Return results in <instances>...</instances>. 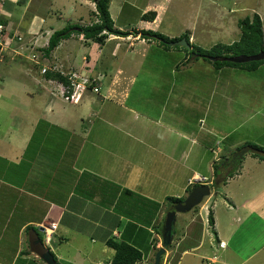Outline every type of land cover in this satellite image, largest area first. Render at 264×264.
Here are the masks:
<instances>
[{
	"label": "crops",
	"instance_id": "crops-1",
	"mask_svg": "<svg viewBox=\"0 0 264 264\" xmlns=\"http://www.w3.org/2000/svg\"><path fill=\"white\" fill-rule=\"evenodd\" d=\"M41 1H43V7L46 10L43 13H31L30 9L35 6L39 7ZM67 1H70L71 5L67 4L66 7L71 8L73 13L76 11L75 14L77 13V5L83 2L87 5L94 3L93 0H77L76 3V0H0V20H5V25L8 29H12L13 34L20 33L19 36L23 37L22 33L25 32L26 36L29 37L27 43L34 44L36 49L40 47L37 51H41L42 48L45 49L49 45V40L54 32L70 25L69 22L65 23L66 20L63 21L64 18L61 15L62 12H60L61 8H59L66 4ZM144 1L145 4H141L143 7L141 5L138 6L137 2H130L129 0H122V2L112 1L110 4L111 16L113 18L114 16L123 18L121 24L118 21H114L115 27L124 32H133L140 29L147 30V28L152 26H158L157 28L161 30L167 14L172 9L171 0ZM127 4L131 6V9L137 10V12L134 14L124 9ZM96 10L95 14H97ZM150 11L157 14L154 21L142 19V16ZM253 12L260 15L264 26V8L253 10ZM15 14L18 15L20 23L11 19ZM23 16L29 19L28 25L22 24V20L25 21ZM85 16L86 14L78 20L83 22ZM133 17H139V25L137 29L128 30L134 24L130 20ZM78 20H74V24L83 25ZM84 23L86 24V22ZM183 34L180 36L182 37ZM130 36L136 38V42L139 44L136 46L132 44L130 48L126 47L127 44H124V46L121 44H110V42L115 41V38H119L111 36V39L109 38L105 45L100 46L96 43L93 44L91 40H86L81 35L73 36L61 42L55 51L42 61L41 65H37L27 59L31 50H21L22 54H25L27 58L16 59L19 63L17 65L23 64L26 76L29 77L30 75L29 78L34 84L23 87L22 93L25 96L11 94V96L7 97L4 95L6 101H3V108L2 110L0 109V214L6 209L11 210L8 215L10 221L5 224V228L7 226L10 229L18 228L20 236L16 251L11 254H14V258L18 259L25 257L23 256L25 254L40 260V257L31 248V234L34 237L37 236L40 240L42 239L41 242H43V234L41 236L40 228L42 224L51 223L57 224V230L51 241L53 243L56 240L54 249L50 250L53 254L55 251H61L62 256L63 254L72 253L70 250H73L76 251V259H78L79 263L85 264V258L90 257L89 253L92 250L84 244L85 241L89 242L93 248L99 242L100 244H105V251L110 249L108 252L111 253V256H114L116 251L109 247L107 242L111 239L117 241L125 239L129 242L128 244L142 253V259L137 264H154L156 253L163 247V239L159 238L155 230L157 228L156 223L154 226L151 222L166 216L168 200L167 198H162L160 203L154 198L150 199V186L145 184V178L147 173L150 171L152 173V170L156 167L159 170H162V168L167 170V165H169V175H176L175 164L185 162L187 165L184 169L188 171L186 176L187 184L182 190L187 193L186 197L190 194L188 187L193 189L194 186L189 185V180L192 177H206L208 178L207 184L212 188V196L206 200V203H210L214 197L216 198L210 209V213L214 217L213 225L206 219V224H208V227H206V224H203L200 219L198 221L195 219L196 217H193L189 223H186L184 228H181L177 235L179 237L182 235L193 236L192 233L197 228V223L201 225L203 240H200V243L189 252L186 249L184 253H188L185 256L187 257L192 252H198L199 254L196 257L201 260V264H246L247 260L264 250V241L259 247L244 251V248L241 247V242L236 238H238L239 230L243 228H255L256 231L264 232V176L259 184H253L249 187V189L251 188L249 190L250 194H247L243 200L238 201L235 195L242 194V192H237L240 185L246 187L249 181L256 182L255 177L251 174L252 169H255L254 171L261 169L264 166V160L259 162L254 159L246 158L245 161L242 159L243 165L241 162V168H238V172L235 175L232 176V173L235 172L236 168L234 169L231 165H224L217 174L215 165L220 162L227 163L229 159H232L234 152L238 151L235 148L237 143L232 144L233 129L213 123L214 126L208 131L207 124L204 125L207 117L213 118L215 121L217 112L214 111L213 107H215L214 100L216 98L219 99L217 108H221L220 113L223 111L229 115L231 108L243 105L238 98H233L234 94L232 92L226 91L229 83L227 72L231 67L223 69L214 67L215 69L212 68L213 71L201 70L196 66L198 63L193 64L194 61H190L192 56L184 54L180 48L166 50L160 44H150L151 42L147 40L137 39L134 35ZM24 37L18 44L26 48V45L23 44ZM175 38H179V36ZM82 44H85V48L83 47L85 51L82 49ZM94 45H97L100 49L95 48L96 50L90 53ZM136 48L138 53L142 55L143 60L141 62L128 61L126 64H122V61L126 59L125 57H129ZM152 48L164 49L172 57H177L170 64V71L172 75L175 74L176 77H181L178 83L172 81V84H169V80L166 81L168 90L162 100H158L159 95L156 92L165 87L164 85L153 82V85H149L150 91H148L147 86L136 87L135 84L138 80V75L145 72V67L154 66L156 68L158 66V61L151 64L146 57ZM105 51H107L106 54ZM83 53L88 56H84ZM115 58L121 60L117 65L112 64V60ZM8 59L13 61L9 57ZM102 59L103 61H101ZM22 60H28L29 62L25 63L28 65H25L23 63L25 61L22 62ZM129 64L133 66L130 72L127 70ZM55 65L61 67L62 71H60L63 73L76 72L85 79H96L100 88L99 93H94L91 89V92L83 94L78 104L73 106L69 104L68 106L67 102L51 93L52 85L50 83L52 82H49V80L56 79L54 80V83H56L57 78L49 79L46 74L41 73L43 68H53ZM8 66L13 67L12 62ZM113 66H115V71H113ZM222 70L224 71L221 78H216L213 73H216V71L221 72ZM225 71L227 86L222 83ZM50 72L53 73L52 71ZM188 72L193 73L194 76H205L206 74L204 73H209L210 77H214V80L209 86H206L205 93L195 87H191V90L190 84L192 80L188 77L190 76ZM184 74L187 76L185 81ZM103 75L105 78L103 77L104 81L101 82L99 77ZM158 76L153 77L154 81L159 78L161 80L164 79V77ZM149 77H152L150 70ZM21 78L24 79L23 77ZM232 81H239V79L236 78V80ZM104 83L105 87H103ZM237 83L244 85L240 81ZM177 89L179 90L178 93H176ZM182 91H185L186 95L191 94V96H188L187 99L183 98L185 94L182 97ZM137 98L142 99L144 105L130 107L131 99L136 100ZM1 102L2 97L0 96ZM135 104H138V102L135 101ZM17 105L19 109L27 107V109L34 108L36 112H40V116L37 117L34 125L45 127L42 130L46 132L43 134L42 143L31 156L30 162L34 167L35 164L43 162L45 159L48 160L45 156L50 151L49 148H51L48 142L55 137L56 139L61 138L60 132H53L50 126L54 125L56 128L63 126L65 128L62 131L65 138L64 142L62 143L59 140L62 145H65L62 147L61 152L58 151L59 161L55 162V171L51 173L39 171L40 176L33 171L32 175H27L25 178L22 177V161L24 156H30L28 149L34 135L29 132L28 137L23 138V135L20 134L21 132L18 131L21 128V126L18 127L19 119H15L12 114L13 109ZM182 108H185V111H192L191 119L188 117L190 114L185 117L181 112ZM261 109H263L262 114L264 115V107ZM249 112L253 114L255 108L250 109ZM231 115L233 116L234 114ZM219 118L220 114L217 117V123H219ZM255 118H257V115H252V121ZM199 122H201L200 127H198ZM199 131L202 134L201 138L196 137ZM205 132L211 134L212 137L204 136ZM242 145L243 147L258 146L255 141L253 143L245 141L240 146ZM51 150H53V147ZM122 154L129 160L128 163L132 162V164L129 167L119 169L117 167L118 157ZM215 156L218 158L215 159ZM165 162H168V164L165 165ZM191 162L195 164L199 162V164L192 165ZM200 162L209 164L210 178L202 175ZM160 163L162 164L160 165ZM8 164L14 165V170L8 169ZM180 167L182 168V166ZM65 173L69 176L72 174L75 178L79 176L80 179L75 187L70 188L71 184L66 181L65 177L67 176ZM162 177H166L164 171ZM32 178L34 182H38L42 187V192L38 193L35 188H28L23 183H20V180H31ZM234 180H237V184L233 192L229 189V186ZM142 185L146 186L143 187L141 192L139 186ZM218 187H223L225 192H219L217 190ZM78 189L79 191H77ZM55 192L57 193L56 197L54 196ZM131 192L134 194L132 202L121 205L119 201L127 193ZM172 197L179 198L178 195ZM219 197L221 198L218 200ZM19 203L22 206H18ZM36 203L41 206L40 210L42 211L40 214L31 215L29 211H37V206H32ZM138 203H141V205L138 206ZM151 203L158 207V211L156 217L148 223V226H145L142 225V220L145 221V219L144 213H141V207L142 205L151 207ZM221 204H224L230 210L234 209L237 213V220L234 218L236 217L235 215L232 221L238 227L231 235L229 233L222 234L218 229L220 218L218 217L217 209ZM162 205L164 208L158 216L159 206ZM18 207H24L23 209L21 208V211L26 209L25 215L20 210L17 212ZM151 213L154 215L153 212ZM210 213H207V217ZM135 215L140 216L141 220H138ZM15 218L16 223L13 225L12 222ZM140 227L147 232L145 243L150 244V246L141 247L136 245L140 243L136 242L142 239L141 235L138 234L141 232L139 230ZM208 228L212 229L214 235L208 234ZM213 243L217 245L214 246ZM4 246L3 256L7 257L9 248L7 245ZM43 246L46 247L45 242H43ZM172 252V249L171 252L166 250L167 255L161 259V264H170L174 260L175 252ZM54 256L59 262L58 259H61V256L55 254ZM67 258L70 259L71 257ZM182 258L181 256L176 264H182L184 261ZM111 263L112 261L109 264ZM0 264L9 263L0 259ZM10 264H14V262ZM98 264L105 263L100 261Z\"/></svg>",
	"mask_w": 264,
	"mask_h": 264
},
{
	"label": "rangeland",
	"instance_id": "rangeland-1",
	"mask_svg": "<svg viewBox=\"0 0 264 264\" xmlns=\"http://www.w3.org/2000/svg\"><path fill=\"white\" fill-rule=\"evenodd\" d=\"M93 1H94V3L90 4V5H87L85 2L77 5L76 6L77 7V13L76 14H75L76 11L73 13V10L71 8L66 7L67 4L71 5L70 4L71 2L67 1L66 4H63L61 7H59V8H61L60 9V12H62L61 15H63V18H64L63 21L66 20L65 23L69 22V24H74L75 23L74 20H78L80 17L82 18V16L86 14L85 20L83 22L81 20H78V21H80V24H83V26L91 25L94 21H96L95 10H96V5H97V3H96L97 0H93ZM112 1L122 2V0H111V2ZM129 1L130 2H137L138 6L141 4H143V5L145 4L144 0H129ZM76 2H77V0L75 1V3ZM143 5H141V7H143ZM130 7L131 6L129 4H127L124 9L129 10L130 12H133L135 14L137 12V10L131 9ZM171 8L172 9L167 14V16L165 18V22H164L161 30H159V28H157L158 26L157 27L152 26V27L147 28V31L152 30V31L159 32L161 34L164 33L165 35H168L167 37L169 39L175 38L177 36H179V38H180L181 37L180 35L184 33V34L189 36V38H190L189 40L192 43L191 44L192 48L199 47V48H202L205 50H210L214 46L219 45V44L231 45L234 42L238 41L241 37V29L239 27V22L241 20L245 19L247 16L253 17V15L255 14V12H253V10L264 8V0H171ZM30 10H31L30 11L31 13H43L46 9L43 7V1H41V5L39 7L35 6V7H32ZM93 12H94V14H93ZM17 16L18 15L15 14L12 16L11 19L15 22H19L20 19ZM23 17H24L25 21L22 20V24L28 25L29 19L26 18V16H23ZM113 19H115L114 20L115 22L118 21L119 24H121L123 22V18H119L117 16L116 17L114 16ZM70 20H72V21L70 22ZM130 20L134 24L130 28H128V30L134 29V28L137 29V27L139 25V17H133ZM84 22H86V24ZM0 24L5 25V20H0ZM263 28H264V26H263ZM9 30L11 31L12 29H9ZM22 34H23V37L25 36L24 37L25 39H23V44L26 45V48H24L23 45H19V49L24 51V49L31 50L33 48L35 50V52L42 53L41 51H37L40 47H38L36 49L34 47V44H28L27 43L29 40V37L26 36L27 34L25 32ZM16 35L19 36L20 33L19 34L17 33ZM170 36H171V38H170ZM109 38L111 39V37H109ZM192 38H193V40H191ZM78 39H80V38L78 37ZM137 39L141 40L140 37H137ZM114 40L115 41H112L114 43L110 42V44H117V45L121 44L122 46H124V44H127V46H126L127 48H130V46L132 44H135V46L137 44H139L138 42H136V38H132V36H130V35H128L125 39H124V37H119V38H115ZM7 41L10 43V40H7ZM91 42L93 44H95V42H93V41H91ZM12 44H14V45H11L10 50H12L13 52H16L17 51L16 49L18 46V41L13 42ZM150 44H161V43L159 41H152ZM84 45L85 44H82V49H83ZM121 45H119V46H121ZM80 46H81V44H80ZM4 48H5V46H4ZM95 48L100 49L97 47V45H94V48L92 50H90V53L94 52L96 50ZM10 50H9V52H10ZM83 50L85 51V49H83ZM181 50H183L184 54L192 56V59L190 61H192V62L194 61L193 64L198 63L196 66H198L199 69L213 71L212 68H214L215 66L212 63H210L209 61H206L204 59H200L199 61H197L196 56L193 55L192 51H189V49L187 50L185 48H181ZM9 52H7L8 55H9ZM17 52L19 54L22 53V51H20V52L17 51ZM106 52L107 51H105V54H106ZM18 53H13V56H15V57L20 56ZM87 54H89V52H87ZM83 55H84V53H83ZM84 56H88V55H84ZM146 57L148 58V61L151 64H152V62L158 61V63H157L158 66H156V68L154 66H152L150 68L145 67L144 68L145 72L143 74L140 73L138 75V80L135 83L136 87L137 86H140V87L143 86L144 87V85H145V86H147V90L150 91L149 85L150 86L153 85V82H157L161 85H164L165 87L161 88L159 90V92H156L159 95L158 100H162L164 97V94H166V92L168 90V88H166V81L169 80V84H172V81H174V83L175 82L178 83L181 80L180 76L176 77V75L175 74L172 75L171 71H170V64L177 57L176 58L172 57L164 49H156V48L150 49L149 54ZM125 58L126 59L122 61V64H126V62H128V61H134V62L139 61V62H141L143 60L142 55L140 53H138L137 48H136V50H134L129 55V57H125ZM23 61H25V62H23ZM101 61H103V59ZM120 61H121L120 59L117 60L115 58L114 60H112V64L117 65ZM11 62L13 64V67L8 66V64H11ZM22 62L25 64L29 61L28 60H22ZM17 64H19V63H18V61H16V59H15V61L14 60L9 61L8 58H5L0 62V77L2 78V85L0 86V96L2 97V102L0 103V109L1 110L3 108V106H2L3 101H6L4 98V95L7 97L11 96V94H15V95L20 94V95L25 96V94L22 93L23 87H25L27 85L34 84L31 80V78H29L30 75H29V77L26 76L27 74L25 73V68H24L23 64H21V65H17ZM25 65H28V64H25ZM260 67L261 68L260 69L258 68L259 69L258 71H249L247 69L231 67V69L227 72V75H228L227 77H229V79H228L229 80V83H228L229 87L227 86V79L225 76L226 71H225L224 76L222 77V81H223L222 83H224L228 87V90L226 87V91H228L229 93L232 92L234 94L233 98H238V100L240 102H242L243 105L239 104L240 106H236V107L231 108V113L229 115L223 111L220 113L221 108L220 109L217 108V103H219V99L216 98L214 100L215 107H213V109H215L214 111L217 112V115L215 117V121L213 118L207 117V119L204 123V125L207 124V127H208L207 130L208 131H210L212 129V127L214 126L213 123H216L220 126L224 125V126L228 127L229 129H233V132H232V134H233L232 135V142L233 143L232 144L237 143V147H239V148H243V145L242 146H240V145L243 144L245 141H248L249 143H253L255 141L258 144V147L264 149V115L262 114L263 109H261L262 107H264V64ZM98 68H99V66H98ZM132 68H133V66H131L130 64L127 66V70L129 72L131 71ZM54 69H56V71L58 73L62 71L61 67H59L58 65L57 66L55 65ZM149 70H150V75H152L151 78L149 77ZM98 71H99V69H98ZM113 71H115V66H113ZM223 71L224 70H222L221 72L216 71V73H213V74H215L216 78L217 77L221 78V76L223 75L222 74ZM61 74L63 76H65L62 72H61ZM204 74H206V75L205 76H203V75L194 76L193 73L188 72V75H190L188 77L191 78V80H192L191 84H190V88L191 87L199 88L201 91H203V93H205L206 88H207L206 86H209L213 82L214 77H210L209 73H204ZM158 75L164 77V79L161 80L159 78L158 80L154 81L153 77L154 76L159 77ZM21 77H23L24 79H22ZM103 77L105 78L104 75L99 77V80L101 82L104 81ZM183 77H184V81H185L187 76L184 74ZM236 78L239 79V81L244 85L237 83L239 81H232V80H236ZM194 80H197V81H194ZM95 81H96V79H95ZM61 83H63V82L59 79H57L56 83H54V82L50 83L52 85L51 93L57 97H60L61 99H63V101L67 102L68 106H69V104H70V106L78 104L81 101L83 94L91 92V88H90L91 84H90L89 86H86V88L79 87L77 85V86H75L74 90L72 91V92H74V94L73 93L71 95L65 94L63 91L64 85H62ZM184 84H183V86H184ZM103 87H105V83L103 84ZM191 90H192V88H191ZM99 91H100V88H99L98 92H94V93H99ZM178 91L179 90L177 89L176 93H178ZM142 93H143V91H142ZM183 94H185V91L181 92L182 97H183ZM73 95H74V97H79V98L73 99L72 98ZM188 96H191V94H187V95L185 94V96L183 98L187 99ZM135 101L138 102V104H135ZM235 101H237V100L235 99ZM131 102L132 103H129L130 107H133V106L140 107V106L144 105V103L142 102V99H139V98H137L136 100L131 99ZM7 103H9V101H7ZM22 108L23 109H19V106L17 105V107H15L12 111L14 118L19 119L18 127L21 126V128L18 131L21 132L20 134L23 135V138L28 137L29 132H30V134L33 133V135H34V137L31 140V144L29 145V149H28L30 156L29 157L24 156V159L22 161V168H21L22 177L25 178L27 175H32L33 171L35 174L37 173L39 176H40L39 171H45V173H47V172L51 173L52 171H55L54 170V168L56 167L55 162L59 161L58 154H59V152H61L62 147L65 145V144L62 145L59 142V140L62 143L64 142L65 138H64V134L62 131L65 130V128L63 126H60L59 128H56V126H54V125L50 126L51 129L53 130V132H55V133L60 132L61 138L56 139V137H55L52 141L48 142V145L51 148L53 147V150H51V148H49L50 151L47 154H45V156L48 160L45 159V161L35 164V167H34V166H32V163L30 162L32 159L31 156H32V154H34L35 151H37V147L39 145H41V143H42L41 140L44 137L43 134L46 133L45 131H42V130H44L45 127H40L42 125H40L39 127H37V125H34V122L36 121L37 117L40 116V112H36V110L34 108H32V109H27V107L26 108L22 107ZM254 108H255V112L253 114H251L249 112V110L254 109ZM181 112L185 115V117L188 114H190V115H188V117L191 119L192 111L191 112L187 111V110L185 111V108H182ZM219 114H220L219 123H217V117L219 116ZM231 114H234V115L232 116ZM252 115H257V118H255L254 121H252V119H251ZM262 115H263V117H261ZM15 122H17V121H15ZM200 125H201V122L198 123V127H200ZM30 127H33V128H30ZM195 128H197V127H195ZM197 133H198V135L196 137L201 138L202 134H200V131ZM55 136H57V134H55ZM204 136L212 137V135L207 134V132L204 133ZM23 140H25V139H23ZM214 141L216 142V140H214ZM213 144H215V143H213ZM224 144H226V142H224ZM210 145L212 146V144H210ZM237 147H235V148L239 150V148H237ZM232 151H233V149H232ZM234 154H235V152H234ZM113 155H114V153H113ZM250 157H252V158H250ZM216 158H218V157L215 156V159ZM246 158L254 159V160H258L259 162H262V159H260L258 157H254L253 155L246 154L243 158V161H245ZM207 160H209V159L207 158ZM118 161L119 162L117 163V167H119V169H123L127 166L129 167L132 164V162L128 163L129 160L124 156V154H122L120 157H118ZM107 163H109V162H107ZM197 163L199 164V162H197ZM113 164H115V163H113ZM161 164L162 163H160V165ZM167 164H168V162H165V165H167ZM177 164H179V165L177 166ZM177 164H175L176 175H169V171H168L169 165H167V170L163 169L162 167H161L162 170H159V168L156 167L152 170V173H151V171L147 173L146 178H145V184L150 186V189H149L150 199L154 198L161 203L162 198L165 199V198L172 197L174 195H176V196L178 195V197L180 199L186 198L187 193L184 192L182 189L187 184V177L186 176L188 174V171L186 169H184L185 166L187 165V163L183 162V163H177ZM191 164L192 165H198V164H195L194 162H191ZM200 165H201L200 171L203 172L202 175L208 176L210 178L211 175L209 174V164H207V163L202 164L200 162ZM218 165L221 168L224 166V162H222V163L220 162V163H218ZM242 165H243V162H242ZM180 166H182V168ZM14 168H15L14 165L8 164V169L14 170ZM240 168H241V166H240ZM252 170L253 171L251 174L255 177L256 182H254V181L250 182L249 181L248 182L249 184L246 185V187H244L242 185L239 186V190L237 192H242L243 195L242 194L235 195V197L238 201L243 200V198L247 194H250L249 190L251 188L249 189V187L252 186L253 184H259V182L262 180V178L264 176V166L261 167V169H259L258 171H254L255 169H252ZM65 171H67V169H65ZM163 171H164V175L166 177H162ZM235 172H236V170H235ZM65 175L67 176V177H65L66 181L71 184L70 188L75 187V185L77 184V182L80 179L79 176H78V178H77V176L75 178V176L74 175L72 176V174L70 175L71 177L67 173H65ZM74 178H75V180H74ZM109 178H111V177H109ZM20 181H21L20 183H23L24 186L26 185V187H28V188H35L38 191V193L42 192V187L39 185L38 182H34L33 178L31 180L23 179ZM236 182H237V180H234V182L233 181L231 182V184L229 186L230 190L233 191L236 188V184H237ZM24 186H23V188H24ZM145 186L146 185L139 186V190L142 192V189ZM188 190L191 191L192 190L191 187H188ZM217 190L221 193L225 192L223 187H218ZM77 191H79V189ZM64 193H66V192H64ZM54 196L55 197L57 196L56 192L54 193ZM133 196H134V194H132V192L127 193L124 196V198L119 201V203L121 205L123 203H130L133 200L132 199ZM155 197H157V198H155ZM25 198H27V197H25ZM220 198L221 197H219L218 200ZM206 199L204 200V202L201 206H198L192 212L186 213V214H180L177 216V222H176L175 228H176V231L178 234H179L181 228H184L186 223H189L193 217H196L195 219L198 221L200 219L201 222H203V224L204 223L206 224V219L209 220V215L207 217V213L208 212L210 213V211H211L210 209H211L216 198L214 197L210 203H206L205 202ZM167 203H168L167 204L168 207L167 206L166 207L168 209L170 206L172 207L175 205V204L170 203L169 201ZM140 205H141V203H138V206H140ZM18 206H22V204L19 203ZM32 206H37L36 207L37 211H33V210L29 211V213L31 215L41 213V211H42V210H40L41 206H39L38 203H36ZM151 207L142 205L141 213H144V219H145V221L142 220V225L148 226L149 225L148 223H150L156 217L158 207L154 206L153 203H151ZM21 208L23 209L24 207H20V208L18 207L17 212H18V210L21 211ZM163 208H164L163 205L159 206L160 211L158 212V216H159V213L163 210ZM10 212H11V210L6 209L3 213L0 214V259L5 260L9 264L12 262H14V264H44L45 262L42 261V259L37 260V259L31 258L25 254L23 255L25 257H21L18 259V258H14L15 257L14 254L13 255L11 254V253L16 251V246H18V238H20V236L18 234V228L17 229H14V228L10 229L8 226L5 228V224H7V222L10 221V218L8 217ZM151 212H153L154 215ZM169 212H170V209L167 211V213H169ZM200 212H201V214L199 215ZM241 212H243V211L241 210ZM21 213L23 215H25L26 209L22 210ZM217 214H218V217L220 218V222H219V226H218L219 231H221L222 234H228L229 233V235H231L232 232L235 231L238 227V225H236L232 221L233 217L237 214L236 211L234 209L230 210L227 207H225L224 204H221L220 207L217 209ZM239 214L241 215V213H239ZM135 217L138 220H141L139 218L140 216L135 215ZM166 218H167V215L163 216L162 219L159 218V220H154V222H151L154 224V226L156 223L157 228L155 230L157 231L159 238H163V229H164ZM234 218L237 220V215ZM15 223H16V218L13 219L12 224L15 225ZM197 224H198L197 228L192 233L193 236H188V235H186V236L182 235L180 237L177 236L172 241V243H171L172 246L169 249V251L171 252V249H172L173 250L172 253L175 252V255H174V260L171 261L170 264H176L178 259L181 256L183 257L182 259L184 260L182 264H201V260H199L196 257L199 254L198 252H192L187 257L185 256L192 248H194L196 245H198L200 243V240L201 241L203 240L201 225L199 223H197ZM206 227H208V224H206ZM208 229H209L208 234L214 235L212 229L211 228H208ZM139 230L141 232H139L138 234L141 235L142 239L137 241L136 243H138V242H140V243H138L136 245L137 246L140 245L141 247L150 246V244L145 243V238H146L147 232L142 227H140ZM41 236H42V233H41ZM136 236H137V234L135 235V239H136ZM43 239L45 242L46 241L45 238H43ZM236 239H238L241 242V247L244 248V251L245 250L249 251L252 248H256V247H259L261 245V243L264 241V232L260 231V230L256 231L255 228H250V229L249 228H243V229L239 230L238 238H236ZM122 240L123 241H121V242L129 243L125 239H122ZM55 242H56V240L53 243H48L45 245L47 248L54 249L53 247H54ZM207 243H208V241L206 238V244ZM84 244L88 248L92 249L91 252L89 253L90 257L85 258V264H98V262H100V261H102L105 264H109L112 261V259L114 258V256H111V253L108 252V251H110V249H108V251H105V248H106L105 244H100V242H99L94 248L87 241H85ZM4 245H7L9 248V250L7 252V257L3 256V251L5 249ZM213 245L216 246L217 244L213 243ZM12 247H13V249H12ZM102 249H104V250H102ZM186 249H188L187 250L188 252L184 253V251ZM70 251H72V253H67V255L63 254L64 256L63 255L61 256V251H58V252L55 251V253H54L55 255L61 256V259H58L60 264H80L78 259H76V257H77L75 255L76 251H73V250H70ZM157 253H156V255H157ZM69 255H71V256H69ZM67 257H71V258L68 259ZM236 263H238V261H236ZM246 264H264V250L261 251L260 253H258L256 256H253L252 258L247 260Z\"/></svg>",
	"mask_w": 264,
	"mask_h": 264
},
{
	"label": "trees",
	"instance_id": "trees-1",
	"mask_svg": "<svg viewBox=\"0 0 264 264\" xmlns=\"http://www.w3.org/2000/svg\"><path fill=\"white\" fill-rule=\"evenodd\" d=\"M96 3H97L96 5L97 14L95 15L96 21H94L91 25H87V26H83L79 24H70L66 26L64 29L54 32L49 40V43H48L49 45L45 49L43 48L41 49L42 53H37L35 52L34 49H31V52L29 55L31 59L34 54H40L41 56L39 60L37 61L31 60V61L36 63L37 65H41L42 61L46 59V57L49 56L52 52H54L61 42L68 40L72 38L73 36L83 35L86 40H91L99 44L100 46H103L106 44V41L111 36L127 37L128 35H134L136 37H140L141 39L147 40L149 42L159 41L161 43L160 45L164 47L166 50H170L172 48H180V49L184 48L180 46L174 47L168 43L176 42L178 40H181L182 38H186L188 40L190 39L188 35H183L181 38L169 39L167 36L159 32L152 31V30H149V31L134 30L133 32L121 31L115 27V22L110 13L111 0H97ZM156 16L157 15L155 12L150 11L144 14L142 16V19H144L145 21H154ZM239 27L241 29V37L238 41L234 42L231 45L219 44V45L214 46L210 50H205L199 47H194L191 50L193 52V55L196 56L197 60L204 59L206 61H209L217 69H222L224 67H233V68L247 69L249 71H256L258 68H260V66L264 64V61L238 64L232 61V59L238 56H242V55L244 56L257 55L260 52L264 51V28H263L262 19L259 14L255 13L253 17L247 16L245 19L241 20L239 22ZM28 50L29 49H27L26 51ZM47 69H48V72L46 76L49 79L57 78L61 80L63 83H65L66 85H70L71 84L70 78L73 77L74 74H77L76 72H71V73L62 72L65 75L63 76L56 71L51 73L50 72L51 68H47ZM89 80L92 84L90 85L91 89H93V87L94 88L99 87L98 82H96L94 78L89 79ZM0 81L2 82L1 78H0ZM1 85L2 83L0 84V86ZM253 146L256 148H260L255 145ZM260 149H263V148H260ZM253 156L264 160V157H260L257 155H253ZM239 167L236 168L235 173L238 172ZM219 170H220V166L216 164L215 172L218 174ZM235 173H232V176L235 175ZM167 200L172 204H176V203L183 201L182 198L180 199V198H174V197L167 198ZM209 221L213 225L214 217L212 213H210L209 215ZM175 233L177 232L175 231L174 234ZM107 245L116 251L111 264H137L142 259V253L138 249H136L135 247H133L132 245L126 242H121L115 239H111L107 242ZM51 254L56 260V257L54 256V254L53 253Z\"/></svg>",
	"mask_w": 264,
	"mask_h": 264
},
{
	"label": "water",
	"instance_id": "water-1",
	"mask_svg": "<svg viewBox=\"0 0 264 264\" xmlns=\"http://www.w3.org/2000/svg\"><path fill=\"white\" fill-rule=\"evenodd\" d=\"M172 46H180L187 48L189 50L192 49L191 43L188 39L182 38L176 42L168 43ZM232 61L238 64H245L250 62H259L264 61V51L260 52L257 55L252 56H238L233 58ZM246 154L257 155L260 157H264V149L256 148L253 146H244L240 150H238L233 156V163L236 166H240L243 157ZM212 188L209 185L199 186L193 189L189 196L184 199L183 201L175 204L171 209L170 212L167 214V218L165 221L164 229H163V245L164 247L160 249L157 253L155 258L154 264H161L162 256L166 253L165 246L171 244L173 241V231L177 222V216L180 214H186L192 212L196 207L201 206L202 203L206 198L211 197L212 195ZM31 248L33 252L38 255L46 264H58L55 258L52 256L50 252L43 246L40 238L37 236H33L31 234Z\"/></svg>",
	"mask_w": 264,
	"mask_h": 264
},
{
	"label": "built area",
	"instance_id": "built-area-1",
	"mask_svg": "<svg viewBox=\"0 0 264 264\" xmlns=\"http://www.w3.org/2000/svg\"><path fill=\"white\" fill-rule=\"evenodd\" d=\"M16 38H18V39H16ZM7 40H10V43ZM21 40H22L21 36L13 34L12 31H10L6 25L0 24V61L5 58V54L7 53V51L10 50L12 43L16 42V41L20 42ZM4 46H5V48H4ZM16 53H18V52L16 51ZM40 57H41L40 54H38V55L34 54L32 56L31 60L37 61V60H39ZM47 72H48L47 68L42 69L43 74H45ZM78 79H79V77L77 76V74H74L73 77L70 78V80H71L70 85H66L65 83H61L62 85H64L63 91L65 94H69V95H71L72 93L74 94V92H72V91L74 90L75 86L78 85L79 87L86 88V86H88V84L90 82L87 79H83L82 82H80V81H78ZM98 90H99L98 87L94 88V92H98ZM72 98L78 99L79 97H74V95H73ZM44 227H45V229H47V233H51V232H53V229L56 227V225H52V227H54V228H51L50 224L47 226H44Z\"/></svg>",
	"mask_w": 264,
	"mask_h": 264
},
{
	"label": "clouds",
	"instance_id": "clouds-1",
	"mask_svg": "<svg viewBox=\"0 0 264 264\" xmlns=\"http://www.w3.org/2000/svg\"><path fill=\"white\" fill-rule=\"evenodd\" d=\"M12 45H14V44H12ZM17 51H21V49H19V44H18V46H17V49H16ZM7 52H9V51H7ZM13 53H16V52H13L12 50H10V52H9V55L6 53V57L5 58H10L11 60H15V58L17 59V57H19V58H22V57H25V58H27L26 56H25V54H22V53H20L19 55L20 56H13ZM4 58V59H5ZM27 59H29V60H31V58H30V56H28V58ZM2 61V60H1ZM0 61V62H1ZM50 71H52V72H55L56 71V69H53V68H51L50 69ZM57 72V71H56ZM41 73H42V70H41ZM43 74V73H42ZM45 74H47V73H45ZM44 74V75H45ZM77 76L79 77V81L80 82H82V80L83 79H85V78H83L82 76H80V75H78L77 74ZM55 79H52V80H49V82H55L54 81ZM87 80H89V79H87ZM90 81V80H89ZM2 82L0 81V84H1ZM91 84V82H89V84H88V86ZM92 85V84H91ZM88 88V87H87ZM92 91L94 92V87H93V89H92ZM254 147V146H253ZM241 149V148H240ZM238 167V166H237ZM208 183V178H206V177H192L190 180H189V185L190 186H192V185H194L193 186V189H195V188H197V187H199V186H203V185H209V184H207ZM210 186V185H209ZM211 187V186H210ZM192 189V190H193ZM191 190V191H192ZM190 191V192H191ZM189 196V195H188ZM187 198V197H186ZM186 198H184V199H186ZM183 199V198H182ZM183 199V200H184ZM208 199V198H207ZM206 199V200H207ZM206 202V201H205ZM177 204V203H176ZM203 204V203H202ZM173 207V206H172ZM171 206L169 207V209H171L172 208ZM168 209V210H169ZM167 210V211H168ZM167 211H166V214L165 215H167L168 213H167ZM50 224V226H51V228H54V227H52V225H56V227L53 229V232H51V233H47V229H45V227L44 226H47V225H49ZM40 230H41V232H42V234H43V238H45V244H48V243H51V241H52V239H53V236H54V234H55V232H56V230H57V224H51V223H46V224H42V226H41V228H40ZM176 231V228H174V231H173V240H174V238L175 237H177V235H178V233H175L174 234V232ZM177 232V231H176ZM41 237V238H42ZM163 239V238H162ZM43 242H44V239H43ZM43 242H42V244H43ZM46 246V245H45ZM171 246H172V244H168V246H165V248H166V250H169L170 248H171ZM163 247H164V245H163ZM162 247V248H163ZM46 249H47V251L48 252H50V253H53L52 251H50L51 249L50 248H47V247H45ZM161 249V248H160ZM160 251V250H159ZM165 255H166V253H165ZM164 255V256H165ZM164 256H162V258L164 257ZM41 259V258H40ZM56 261H57V259H56ZM57 263L59 264V262L57 261Z\"/></svg>",
	"mask_w": 264,
	"mask_h": 264
},
{
	"label": "flooded vegetation",
	"instance_id": "flooded-vegetation-1",
	"mask_svg": "<svg viewBox=\"0 0 264 264\" xmlns=\"http://www.w3.org/2000/svg\"><path fill=\"white\" fill-rule=\"evenodd\" d=\"M232 157H233V156H232ZM232 160H233V158H232V159H229V161H227V163L224 162V165H225V166H227V165H228V166H230V165L233 166V165H234L233 167H234V169H235V168H236V165L233 163ZM230 163H231V164H230Z\"/></svg>",
	"mask_w": 264,
	"mask_h": 264
},
{
	"label": "bare ground",
	"instance_id": "bare-ground-1",
	"mask_svg": "<svg viewBox=\"0 0 264 264\" xmlns=\"http://www.w3.org/2000/svg\"><path fill=\"white\" fill-rule=\"evenodd\" d=\"M233 158V157H232ZM231 164V163H230ZM237 168V167H236Z\"/></svg>",
	"mask_w": 264,
	"mask_h": 264
}]
</instances>
